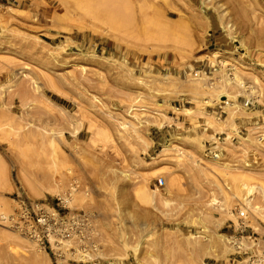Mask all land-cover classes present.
Segmentation results:
<instances>
[{"label":"rangeland","instance_id":"rangeland-1","mask_svg":"<svg viewBox=\"0 0 264 264\" xmlns=\"http://www.w3.org/2000/svg\"><path fill=\"white\" fill-rule=\"evenodd\" d=\"M0 264H264V0H0Z\"/></svg>","mask_w":264,"mask_h":264},{"label":"bare ground","instance_id":"bare-ground-1","mask_svg":"<svg viewBox=\"0 0 264 264\" xmlns=\"http://www.w3.org/2000/svg\"><path fill=\"white\" fill-rule=\"evenodd\" d=\"M104 2L105 1H107V0H103ZM109 1H111V0H108V2ZM112 1H114V0H112ZM107 16H109L107 19H109V20H111L112 22L113 21H117L118 19H122L121 18V16H120V14H119V12H117V11H112V10H110L108 13H107ZM116 21L115 22H113V23H116ZM123 21V20H122ZM121 21V22H122ZM119 22V21H118ZM125 22V21H124ZM123 23V22H122ZM116 24H118V23H116ZM225 103H227L226 101H225ZM228 104V103H227Z\"/></svg>","mask_w":264,"mask_h":264}]
</instances>
